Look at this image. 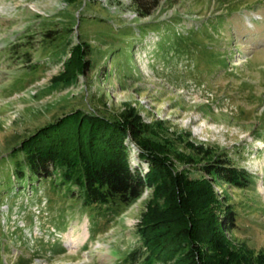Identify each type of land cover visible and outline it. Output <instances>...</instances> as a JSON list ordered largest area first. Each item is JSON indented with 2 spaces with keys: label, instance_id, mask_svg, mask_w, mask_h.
Listing matches in <instances>:
<instances>
[{
  "label": "rangeland",
  "instance_id": "1",
  "mask_svg": "<svg viewBox=\"0 0 264 264\" xmlns=\"http://www.w3.org/2000/svg\"><path fill=\"white\" fill-rule=\"evenodd\" d=\"M138 1L159 5L142 18L136 0H0V264H127L138 227L147 233L155 221L197 227V247L224 235L212 224L220 204L237 213L236 242L264 251V0ZM77 48L84 64L70 63ZM128 106L169 128L160 140L174 151L190 141L210 154L176 168L190 175L191 219L162 210L154 187L131 206L95 210L59 176L21 184L20 169L30 173L15 154L23 140L59 122L76 129L79 113L117 119ZM128 146L132 169L146 174L149 163ZM219 155L251 185L207 173Z\"/></svg>",
  "mask_w": 264,
  "mask_h": 264
},
{
  "label": "trees",
  "instance_id": "2",
  "mask_svg": "<svg viewBox=\"0 0 264 264\" xmlns=\"http://www.w3.org/2000/svg\"><path fill=\"white\" fill-rule=\"evenodd\" d=\"M136 4L142 18L150 16L152 6L159 5L153 2L152 6H145L137 0ZM85 55L77 48L70 63L84 64ZM57 80L68 81V78ZM78 115L81 119L76 129L66 130L65 123L59 122L39 130L16 148L15 154H23L19 164L30 172L27 175L20 169L21 184L32 186L33 181L59 176L63 187L71 189V195L76 193L73 191L76 187L84 207L95 210L110 209L112 205L131 206L142 197L146 187H154V201L162 210L173 211L180 217V224L192 218L193 210L187 209L193 193L190 175L186 171L178 174L176 168L194 167L200 159L205 160L210 154L204 146L187 141L182 153L174 151L175 145L160 140L161 137L166 140L170 129L163 123H144L140 112L131 106L124 107L117 119L90 112ZM129 139L139 148L141 160L149 163L146 174L131 167ZM203 168L240 189L251 185L252 175L244 167L220 155ZM157 176L160 183L155 187ZM219 209L221 216H214L212 224L218 225L224 235L207 234L195 247L193 235L198 234L197 227L164 228L161 222L155 221L148 226L147 233L144 227H138L141 245L128 254L125 263L173 264L172 260H177L182 264H264V251L256 253L231 236L238 226L234 208L220 204Z\"/></svg>",
  "mask_w": 264,
  "mask_h": 264
}]
</instances>
